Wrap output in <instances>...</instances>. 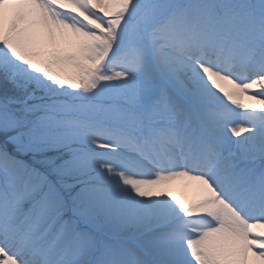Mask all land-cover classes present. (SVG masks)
<instances>
[{"label": "snow or ice", "instance_id": "snow-or-ice-1", "mask_svg": "<svg viewBox=\"0 0 264 264\" xmlns=\"http://www.w3.org/2000/svg\"><path fill=\"white\" fill-rule=\"evenodd\" d=\"M0 264H264V0H0Z\"/></svg>", "mask_w": 264, "mask_h": 264}, {"label": "bare ground", "instance_id": "bare-ground-1", "mask_svg": "<svg viewBox=\"0 0 264 264\" xmlns=\"http://www.w3.org/2000/svg\"><path fill=\"white\" fill-rule=\"evenodd\" d=\"M173 190L175 194L187 195L189 199H192L196 194L195 190L192 187L187 186L186 182H181L179 184L176 183Z\"/></svg>", "mask_w": 264, "mask_h": 264}, {"label": "rangeland", "instance_id": "rangeland-1", "mask_svg": "<svg viewBox=\"0 0 264 264\" xmlns=\"http://www.w3.org/2000/svg\"><path fill=\"white\" fill-rule=\"evenodd\" d=\"M179 183H181V182H177V184H179ZM174 191V190H173ZM175 194V193H174ZM175 195H177V196H179V197H182V198H185V199H188V200H191V199H189V197L187 196V195H182V194H175Z\"/></svg>", "mask_w": 264, "mask_h": 264}]
</instances>
